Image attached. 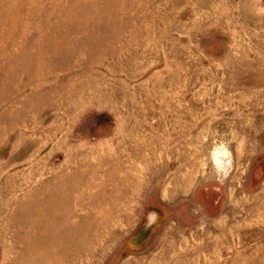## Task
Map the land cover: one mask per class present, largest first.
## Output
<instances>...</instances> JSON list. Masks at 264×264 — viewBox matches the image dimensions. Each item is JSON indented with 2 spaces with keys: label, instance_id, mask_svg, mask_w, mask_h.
I'll return each instance as SVG.
<instances>
[{
  "label": "rangeland",
  "instance_id": "374dc122",
  "mask_svg": "<svg viewBox=\"0 0 264 264\" xmlns=\"http://www.w3.org/2000/svg\"><path fill=\"white\" fill-rule=\"evenodd\" d=\"M0 264H264V0H0Z\"/></svg>",
  "mask_w": 264,
  "mask_h": 264
}]
</instances>
